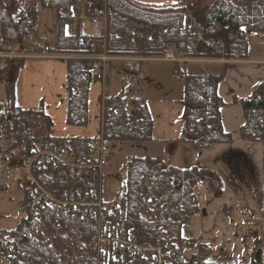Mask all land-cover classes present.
<instances>
[{
    "label": "trees",
    "instance_id": "trees-1",
    "mask_svg": "<svg viewBox=\"0 0 264 264\" xmlns=\"http://www.w3.org/2000/svg\"><path fill=\"white\" fill-rule=\"evenodd\" d=\"M103 1L0 0V41L17 45L44 43L45 39L37 37L38 12H54V38L52 43L46 42L53 51L79 55L104 52L109 57L124 59L112 62L117 68L138 72L142 63L126 59H156L166 46L183 53L185 29L198 31L200 35L195 49L188 54L190 57H215L206 48L207 40L215 39L225 44V59L229 61L246 60L250 38L254 33L264 32V0H206L204 6L195 3L161 8L138 0H106L108 31L105 43L79 29L75 36L66 33L69 22L63 16L69 15L75 5L84 4L89 12ZM152 33H155L154 38ZM67 63L66 122L71 127H85L89 123L90 87L102 79V66L89 60ZM24 64V60L0 59V84L7 82L5 99L0 101V147L11 144L5 152L14 157L32 153L44 143L75 155L79 162L86 160L94 139L54 137L51 135L53 120L42 107L24 109L18 103L17 85ZM227 66L224 65V70ZM181 72L178 70L176 74ZM143 75L140 71L139 76ZM223 76L224 73L211 76L206 81L199 75L183 76L181 142L196 150L233 143L232 136L224 132L221 118V109L227 105L217 92ZM102 101L104 125L113 132L115 144L153 142L154 121L144 98L129 101L105 97ZM232 104H239L244 113L241 140L247 146L262 143L264 82L254 88L251 98ZM119 110L124 113L120 114ZM36 177L56 195L86 185L81 179L66 178L51 166L38 169ZM118 183L116 207L105 218L124 228H135L145 245L157 242L169 245L175 255L174 264H262V248L253 257L246 256L245 261L234 263L229 256H223V252L214 256L207 244L183 237V228L201 211L198 186L206 184L216 199L222 197L221 177L212 169L199 165L179 169L158 158L132 157ZM19 187L25 198L29 189ZM7 188L6 184L4 190ZM256 216L252 213L253 218ZM7 232L14 244L10 264H97L96 221L79 212L63 214L50 206L39 218L29 214L22 216L16 227ZM261 242L264 245L263 237L251 241L249 246L257 248Z\"/></svg>",
    "mask_w": 264,
    "mask_h": 264
},
{
    "label": "built area",
    "instance_id": "built-area-1",
    "mask_svg": "<svg viewBox=\"0 0 264 264\" xmlns=\"http://www.w3.org/2000/svg\"><path fill=\"white\" fill-rule=\"evenodd\" d=\"M89 13L86 12L84 4L75 5L69 15H64L72 27L70 35L77 34V27L88 23L91 27L92 36L106 40L108 31V18L106 0ZM88 15H87V14ZM185 51L177 53L171 46H166L159 58L152 61L185 65L189 63L205 64L206 62L228 64L232 61L225 59V44L220 40L208 39L206 42L207 50L215 57L210 59L192 58L188 54L196 47L199 38L198 31L185 29ZM253 37H262L264 34H253ZM0 59L10 60H89L107 62L111 60L103 52L101 54L72 55L70 53L54 52L47 44L38 45L22 44L17 45L11 42H0ZM211 78L210 74H204L202 80ZM177 80L183 81L180 76ZM104 101L101 102L98 114V134L89 145L86 160L79 162L77 157L58 148L47 144H40L38 149L32 153L19 154L11 157L5 151L12 147L11 144L0 147V261L10 263L14 244L3 225L2 202L4 187L10 172L14 169H23L26 173L29 189L25 198L18 204L17 211L19 216L26 214L40 217L48 207H55L59 213L67 214L79 212L82 215L93 218L96 221V252L97 264H174L175 255L171 247L167 244L157 242L154 244H143L137 235L135 228H124L106 219L105 216L112 213L114 202H106L103 196L102 187L105 181L104 166L108 157L115 150L113 132L107 130L104 125ZM119 113H124L119 110ZM261 150V151H259ZM264 153V141L260 147H249L248 154L251 156ZM51 166L58 170L66 178H78L86 184L83 187H75L64 190L62 194H53L46 189L36 177L38 169H45ZM234 212L240 217L241 221L238 230L253 242L262 239L264 227H260L261 222L252 217L249 207L242 201L237 200L233 204ZM263 221V220H261ZM264 245L256 248L251 245L247 249V257H253L255 253ZM264 263V251H262V264Z\"/></svg>",
    "mask_w": 264,
    "mask_h": 264
},
{
    "label": "crops",
    "instance_id": "crops-1",
    "mask_svg": "<svg viewBox=\"0 0 264 264\" xmlns=\"http://www.w3.org/2000/svg\"><path fill=\"white\" fill-rule=\"evenodd\" d=\"M38 37V35H37ZM43 39V38H41ZM252 43L249 41V45L252 44V49L249 48L247 52L246 60L232 61L228 63L227 68L224 70L225 64L206 62L205 64H185L184 70H181L179 75H199L210 74V76H219L224 73L222 80L218 85V95L227 105L221 109V118L224 132L232 136V145H215L210 148L196 150L188 144L181 142L182 137V116L179 114L180 119L175 126L166 125L162 132L170 131L173 134L172 139H165L162 141L157 135H161L162 132L157 126H154V140L155 146H159L155 150V155L150 156L152 158H158L163 160L168 165H172L179 169H190L197 165L204 166L217 172L223 183L222 197L216 199L206 184H200L198 186L200 213L191 221V223L183 228V237L186 239H195L198 242L205 243L213 250L219 249L232 257L234 263H241L247 259L246 246L250 245V238L246 236L247 244L243 245L241 241V234L238 230V222L232 204L235 200H242L235 197V193L230 190L229 184L224 179L225 174L228 173L226 166L227 162L236 163L242 162L244 164L251 163L253 159L259 167L260 158L264 160V153L254 155L253 158L247 156V146L240 138V129L245 123L244 113L239 104H232L236 100H243L251 98L254 94V88L264 82V55L261 57L253 56L257 51H260V40L264 41L262 37H252ZM260 39V40H259ZM47 41H44L46 43ZM257 45V47H256ZM255 48V49H254ZM161 63V62H160ZM188 65L197 68V73H188ZM224 71V72H223ZM177 73V72H176ZM176 74V80L177 76ZM185 74V75H184ZM67 78H68V63L61 60H27L19 74L18 90L20 89L22 107L24 109H39L43 108L47 114L50 111L46 110L45 106L48 105V99L57 101L52 108L53 115L48 113V116L52 119L55 117V113L58 112V107L62 109V120L64 122L65 134L59 135L58 132L53 131L54 137L65 138H89L95 139L98 134V114L102 98L104 96L102 82L98 81L91 85L88 99V116L89 123L85 127H71L67 125ZM101 80L104 79V67L102 68ZM178 81V80H177ZM179 82V81H178ZM182 82V81H180ZM185 85L184 82H182ZM132 97L125 99L131 101L138 97L132 90ZM51 93L53 94L51 97ZM185 93V87H184ZM109 97V96H107ZM184 98V97H183ZM148 104V103H147ZM182 108V106H181ZM54 130V127H53ZM77 131V132H76ZM80 132V133H78ZM149 144L148 147L150 146ZM121 144V143H119ZM116 144L114 154L108 157L105 163V168L111 164L115 165L112 157L117 152ZM127 144L134 143H122L119 148V154L122 152ZM139 145V144H135ZM141 145V144H140ZM259 147V146H256ZM261 151V150H259ZM244 154V155H243ZM117 155V154H116ZM256 157V158H255ZM235 160V161H234ZM264 163V161H263ZM118 165V162H117ZM122 173V172H121ZM120 173V174H121ZM105 177V176H104ZM109 177L106 175L103 183L102 192L106 202H112L117 197L109 198L107 192ZM107 185V186H106ZM106 187V189H105ZM119 190V183H118ZM231 211V212H230ZM234 217L230 219L229 214ZM259 215V214H258ZM235 219V220H234ZM214 254V256H218Z\"/></svg>",
    "mask_w": 264,
    "mask_h": 264
},
{
    "label": "rangeland",
    "instance_id": "rangeland-1",
    "mask_svg": "<svg viewBox=\"0 0 264 264\" xmlns=\"http://www.w3.org/2000/svg\"><path fill=\"white\" fill-rule=\"evenodd\" d=\"M107 3V1H106ZM150 4H155L156 6L153 7H177L180 5H192L198 3V6H204L207 1L206 0H169V1H162V2H149ZM100 5V4H99ZM98 4L94 6L91 10L100 7ZM197 6V7H198ZM90 10V11H91ZM89 11V12H90ZM86 12L87 11L86 8ZM86 13V14H87ZM88 15V14H87ZM85 26V27H84ZM85 32L91 34V27L88 23H84L83 25ZM71 26H67L65 31L69 34ZM56 30V14L54 12H38L37 22H36V31L37 35L40 38L45 39L52 43ZM152 38L155 37V33H152ZM260 40V39H259ZM250 43H252V39L250 38ZM259 44L260 51H257L253 54V56L261 57L264 55V41L260 40L257 42ZM257 47V45H256ZM251 51L252 44L249 45ZM255 49V48H254ZM56 52V51H54ZM72 55H79L70 53ZM88 55V54H85ZM107 56V55H106ZM111 60L103 63L100 61H93L98 62L101 64L102 68L104 67V79L100 80L103 86L104 96L107 97H115V98H127L132 97V93L129 91L132 90L138 97H142L148 103V107L150 113L153 117L154 126L156 125L158 129L161 130L166 125H173L179 122L180 116H182V100L184 97V87L185 85L182 82H178L176 80V72L178 71V67L184 70L186 65H176L170 63H160L158 61H152L154 59H126L130 60V62H138L142 63L139 65V71H135L129 68H117L116 61H124V59L112 58L107 56ZM113 62V63H112ZM187 68L188 73H197V68L192 67V65H188ZM138 67V66H137ZM134 68V67H131ZM143 71L144 77L139 76V72ZM185 71V70H184ZM185 75V74H184ZM185 80V79H184ZM183 80V82H184ZM7 82L0 84V101H4L5 99V87ZM19 85V84H18ZM17 85V86H18ZM51 93V97H52ZM18 96V103L22 105L21 93L20 89L17 91ZM103 97L102 99H105ZM57 101L49 100L48 105L46 104V110L50 109V114L53 115L52 108L55 106ZM58 109V112L55 113V117H52L54 123V130L52 132H58L59 135H70L65 134L67 129H65L64 122L62 120V109L55 107ZM47 112V114L49 113ZM49 115V114H48ZM49 115V116H51ZM51 132V134H52ZM77 132V131H76ZM80 133V132H78ZM164 141L165 139H172L173 134L168 132H162L161 135H157ZM154 137V135H153ZM122 144H119L120 147ZM128 146L120 152L119 148L117 147L116 154L112 157L114 159V164L107 166L104 170V176L106 175L109 177L110 181L107 186L109 198H114L118 196V182L120 173L123 172V169L128 161L129 158L132 157H150L155 155V150L159 148V146H155V143L149 144L143 143L139 145L135 144H127ZM259 146L255 145L254 147ZM116 148V146H115ZM121 148V147H120ZM115 151V150H114ZM114 152L112 153V155ZM244 155V154H243ZM250 158L253 156L248 155ZM256 158V157H255ZM235 161V160H234ZM251 163L244 164L242 162L232 163L227 162L226 166L228 168L227 175L225 174L224 179H226L227 183L229 184L230 190L235 193V197L242 199V201L249 207L250 211L253 215H257L254 217L258 219L261 224L260 227H264V163L260 158L259 167L255 164L256 162L251 159ZM118 162V165H117ZM7 186L8 188L4 192L3 202H2V214H3V225L6 230H13L17 223L21 220V216H19L17 207L18 204L22 201L23 194L22 190L19 186L26 188L29 186V181L27 180L26 173L23 169L17 168L10 172L9 177L7 179ZM106 189V187H105ZM117 199V198H116ZM115 199V200H116ZM113 200V201H115ZM233 208V204H232ZM259 214V215H258ZM232 214L230 213L229 216ZM235 217L238 222L237 225L240 224V217L235 214ZM233 219L234 217H229ZM263 220V221H261ZM243 236V235H242ZM264 239V236H263ZM241 242L244 243L243 245L247 244V239L241 237ZM248 247V246H246ZM195 250V249H193ZM219 249L213 250V254L222 253L223 251H218ZM190 251L187 252L189 254ZM223 256H229L227 253L223 252ZM231 259L232 257L229 256ZM233 261V259H232ZM0 264H10L8 262L0 261ZM264 264V263H263Z\"/></svg>",
    "mask_w": 264,
    "mask_h": 264
},
{
    "label": "water",
    "instance_id": "water-1",
    "mask_svg": "<svg viewBox=\"0 0 264 264\" xmlns=\"http://www.w3.org/2000/svg\"><path fill=\"white\" fill-rule=\"evenodd\" d=\"M138 1H144V2H154V1H166V0H138Z\"/></svg>",
    "mask_w": 264,
    "mask_h": 264
},
{
    "label": "bare ground",
    "instance_id": "bare-ground-1",
    "mask_svg": "<svg viewBox=\"0 0 264 264\" xmlns=\"http://www.w3.org/2000/svg\"><path fill=\"white\" fill-rule=\"evenodd\" d=\"M48 189V188H47ZM49 190V189H48ZM14 253H12V256H13Z\"/></svg>",
    "mask_w": 264,
    "mask_h": 264
}]
</instances>
